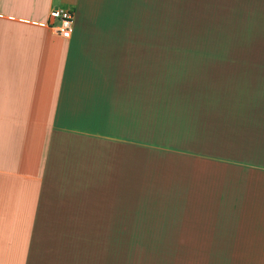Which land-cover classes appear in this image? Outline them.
Segmentation results:
<instances>
[{
  "label": "crops",
  "instance_id": "0c3cea01",
  "mask_svg": "<svg viewBox=\"0 0 264 264\" xmlns=\"http://www.w3.org/2000/svg\"><path fill=\"white\" fill-rule=\"evenodd\" d=\"M0 264H264V0H0Z\"/></svg>",
  "mask_w": 264,
  "mask_h": 264
},
{
  "label": "built area",
  "instance_id": "2783aa9c",
  "mask_svg": "<svg viewBox=\"0 0 264 264\" xmlns=\"http://www.w3.org/2000/svg\"><path fill=\"white\" fill-rule=\"evenodd\" d=\"M47 26L64 38H69L74 28V11L65 7H54L49 11Z\"/></svg>",
  "mask_w": 264,
  "mask_h": 264
},
{
  "label": "rangeland",
  "instance_id": "374dc122",
  "mask_svg": "<svg viewBox=\"0 0 264 264\" xmlns=\"http://www.w3.org/2000/svg\"><path fill=\"white\" fill-rule=\"evenodd\" d=\"M194 21V24H193V48H199L200 47V40H199V32H200V27H199V24L195 25V23H199V20H193ZM144 201V200H143ZM160 232H163V233H166L164 231H160ZM157 236L158 238H160L161 234L157 233ZM167 236V234H166ZM167 239V238H166ZM163 240V239H162ZM114 242H116V240L114 239Z\"/></svg>",
  "mask_w": 264,
  "mask_h": 264
}]
</instances>
